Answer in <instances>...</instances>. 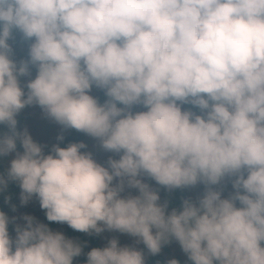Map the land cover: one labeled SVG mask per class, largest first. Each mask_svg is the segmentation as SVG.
<instances>
[{"label":"clouds","instance_id":"1","mask_svg":"<svg viewBox=\"0 0 264 264\" xmlns=\"http://www.w3.org/2000/svg\"><path fill=\"white\" fill-rule=\"evenodd\" d=\"M14 30L34 40L19 66ZM29 65L37 76L25 93L18 77ZM94 86L103 104L89 94ZM31 105L120 159L103 167L81 152L84 143L45 155L17 131V114ZM0 125L11 131L0 157L18 140L24 149L0 175V193L18 183L21 204L37 198L49 222L128 234L152 255L174 238L193 264H264V0H0ZM142 174L169 190H207L198 207L185 200L166 215ZM226 177L235 194L222 199L211 186ZM126 186L140 194L122 197ZM83 248L31 215L0 211V264H74ZM86 264H145V256L114 238Z\"/></svg>","mask_w":264,"mask_h":264},{"label":"rangeland","instance_id":"2","mask_svg":"<svg viewBox=\"0 0 264 264\" xmlns=\"http://www.w3.org/2000/svg\"><path fill=\"white\" fill-rule=\"evenodd\" d=\"M34 42V40H33ZM9 45L12 47V53L10 58L19 66L22 61H28L30 59L29 57V49L22 48L19 44H15L13 41L8 42ZM34 66L29 65V76L24 77H18L20 81V85L25 93L28 92V89L26 85L31 81L34 80L37 76V72H34ZM100 89L93 87L92 91L89 93L94 98L97 96V93ZM119 107H123L122 105H119ZM147 109H144L143 107H135L133 109L134 112L138 111H146ZM182 110H188L196 113L197 115L202 114L197 107L191 105V104H185L182 105ZM17 120V129L19 132L23 133L25 130H27L28 134L32 137L33 141L35 143H38L42 146L43 151L49 149L50 146L57 143L60 139V137L63 134V131L66 130L63 126L59 125L54 119L48 117L45 112L42 110V108L38 105H31L26 106L24 109L21 110L19 114L16 116ZM1 126V125H0ZM63 137V136H62ZM86 140L84 141V144L87 146L84 149H81L82 153H91L93 156V159L100 164L103 167L108 168V160L111 159H120L121 154H115L113 152H108L104 150L99 142V140L90 137L89 135L86 136ZM17 144L21 145L20 141H17ZM19 152L23 154L24 149L21 147L20 149H16V152H13L9 154L8 156H3L2 159L4 161V167L6 170L10 168L11 161L16 157V153ZM139 179H141L144 183H147L150 188L154 191H156V187L153 185V179L148 177L146 174H142ZM233 177H226L224 180L221 181L219 185H212L211 187L215 191H220L222 193L221 198L227 199L230 198L231 195L235 192V189L233 188ZM114 185L119 183V178H117L114 182ZM206 186L203 183H198L196 186L191 187L190 189V195L192 198L193 203L198 207L199 206V200L202 199L206 193ZM139 190L138 189H132L125 187V191L121 194L122 197H128V196H138ZM158 204L162 206V204ZM12 205L16 206V211L12 210ZM0 211H3L5 214H7L10 218L12 217H23L24 215H31L35 217L39 222L43 223V219L45 218V210L41 208L40 202L37 198L33 197L31 201L27 205L21 204V198L17 199L15 198L14 202L5 203L4 205L0 206ZM18 223L25 224L26 222L23 221V219H19ZM54 226L52 227L53 231H59L62 232L64 235H66L67 231L70 229V227L67 224H60L54 222ZM9 232L10 236L13 238L15 237V226L10 224L9 225ZM78 232V231H77ZM155 233V229L153 230ZM82 233V232H79ZM85 234V233H83ZM117 239L120 243L121 247H134L139 251L146 252V248L143 249V243H137L136 237H132L128 234H121L119 232L115 231H105L99 235L98 239V246L102 249L108 245V242L111 239ZM92 248V245L88 244V248ZM144 250V251H143ZM89 252V251H88ZM165 257L167 259L173 258L174 256L181 255L180 251L178 250L177 246L170 247L169 254H165ZM147 252L144 253L145 256V262L147 259ZM74 264H80L78 262V258L74 259Z\"/></svg>","mask_w":264,"mask_h":264},{"label":"trees","instance_id":"3","mask_svg":"<svg viewBox=\"0 0 264 264\" xmlns=\"http://www.w3.org/2000/svg\"><path fill=\"white\" fill-rule=\"evenodd\" d=\"M10 40L15 42V44H19L22 48H26V49H29L30 44L33 42V41H26L23 38L22 34L17 30L13 31L12 38L9 39V41ZM33 70H34V72H37V69L35 67ZM95 98H97L99 103H101V104H103L107 100V97H106L103 90H99V92L97 93V96ZM17 131H18V129H17ZM5 134H11V131L6 125H1L0 126V138H2ZM62 136H63V140L60 139L57 143L50 146L49 149L44 152L45 155L52 154V149L54 146L58 145L61 148H67L70 144H73V143H76V144L84 143V141L87 138L86 137L87 134L79 132L75 129L64 130ZM21 147H22V145L17 144V149H20ZM4 165H5L4 161H3L2 157H0V175H3V176H5V178H7V170L5 169ZM153 185L156 187V189H155L156 193L160 197L159 203L162 204V206L165 204L167 205L166 215H170L173 210H176L178 212H182L183 211V204H184L185 200H188L191 203H193L191 195H190L191 187L176 188V189L169 190L168 188L159 185L154 179H153ZM21 192H22V190H21L18 183L9 182L7 189L4 192L0 193V206L4 205L5 203L8 204V202H6V200L8 198H10V202H14L15 198H16V200L20 199L21 198ZM234 194H235V192L233 193V195ZM241 194H244L243 190H241ZM237 207H241L239 202H237ZM43 223L48 225V227H50L51 229L55 225L54 222H49L47 220L46 216L43 219ZM65 236L70 238V239H74V240L78 241L79 243H81L82 245H84V248H83L84 254L81 255L80 257H78V262H80V264H86L88 251H91L93 248H100L98 246L99 235L98 236L97 235H91L90 236L87 233H85V234L79 233V232L70 228L67 231ZM88 244L92 245V248H90V247L88 248ZM175 245L177 246L181 255L174 256L173 258L167 259L163 253L169 254L170 247L175 246ZM261 246L264 247V242H262ZM145 248H146L145 245H143V249H145ZM146 252L148 255H147V260H146L145 264H168V262L170 260H173V259L179 261V264H193V262H191L188 259V256L183 252L180 244L174 238L171 239L170 243H168L162 247L159 254L152 255L148 251L147 248H146ZM146 252L144 251L145 254H146ZM216 264H218V262H216Z\"/></svg>","mask_w":264,"mask_h":264}]
</instances>
